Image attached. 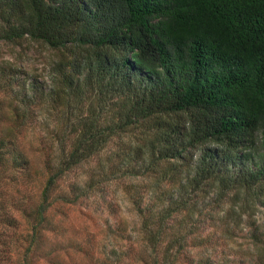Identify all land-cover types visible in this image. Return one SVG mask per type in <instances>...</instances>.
Listing matches in <instances>:
<instances>
[{
    "label": "trees",
    "instance_id": "trees-1",
    "mask_svg": "<svg viewBox=\"0 0 264 264\" xmlns=\"http://www.w3.org/2000/svg\"><path fill=\"white\" fill-rule=\"evenodd\" d=\"M0 42L54 56L46 85L0 64V264H96L64 211L112 179L139 221L135 239L119 221L113 264H218L205 223L248 227L264 264V0H0Z\"/></svg>",
    "mask_w": 264,
    "mask_h": 264
},
{
    "label": "rangeland",
    "instance_id": "rangeland-1",
    "mask_svg": "<svg viewBox=\"0 0 264 264\" xmlns=\"http://www.w3.org/2000/svg\"><path fill=\"white\" fill-rule=\"evenodd\" d=\"M54 59L53 52L38 44L22 43L19 46L5 44L0 42V64L9 62L13 66L25 71L26 77L34 79L40 84L46 85L47 76L51 69L52 61ZM41 109L36 118V123L29 128L25 135V145L31 150L32 158L37 168L41 167V156L35 151L39 147L40 139L45 138L48 129L54 125V115L47 113ZM258 150L257 144H245L242 151L237 154L233 170L242 167L244 164L251 162V154ZM36 153V154H35ZM243 155V156H241ZM94 163H90L91 167ZM90 168L76 170L68 177V181L86 179L88 170ZM99 178V177H98ZM123 180H111L106 184L104 191L91 193L89 198L81 201L78 205L66 209V220L69 222L67 235L69 233L90 238V247L95 255L96 264L104 262L105 264H113L115 256L110 254L113 247L122 246L121 250L125 251L130 243L121 242L118 240L117 226L119 221H124L123 228L126 229V235L137 238L138 231V217L128 200ZM121 182V183H120ZM129 182V180H128ZM105 184V183H104ZM223 202V201H222ZM233 202L232 196L229 200L219 203L216 210L226 209ZM221 207V208H220ZM220 208V209H219ZM253 220L261 221V212L257 210ZM204 225V226H203ZM201 225V232L203 236L210 237L213 249L208 252L214 263L218 264H253L252 246L248 239L249 228H235L232 224L230 233L227 234L221 227L214 229L208 223ZM208 225V226H205ZM69 232V233H68ZM225 232V233H224ZM48 242L45 243L47 245ZM120 245V246H119ZM75 264H89L88 259L72 257ZM33 264H49L44 259H37Z\"/></svg>",
    "mask_w": 264,
    "mask_h": 264
}]
</instances>
